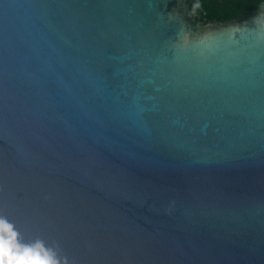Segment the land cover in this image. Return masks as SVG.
Masks as SVG:
<instances>
[{
    "label": "water",
    "instance_id": "water-1",
    "mask_svg": "<svg viewBox=\"0 0 264 264\" xmlns=\"http://www.w3.org/2000/svg\"><path fill=\"white\" fill-rule=\"evenodd\" d=\"M0 0V219L60 264H264V0Z\"/></svg>",
    "mask_w": 264,
    "mask_h": 264
},
{
    "label": "clouds",
    "instance_id": "clouds-1",
    "mask_svg": "<svg viewBox=\"0 0 264 264\" xmlns=\"http://www.w3.org/2000/svg\"><path fill=\"white\" fill-rule=\"evenodd\" d=\"M0 248H9L14 259L4 264H60L59 259L43 244H21L17 241V233L13 227L0 219Z\"/></svg>",
    "mask_w": 264,
    "mask_h": 264
},
{
    "label": "trees",
    "instance_id": "trees-1",
    "mask_svg": "<svg viewBox=\"0 0 264 264\" xmlns=\"http://www.w3.org/2000/svg\"><path fill=\"white\" fill-rule=\"evenodd\" d=\"M258 0H196L188 3L195 17L225 19L250 10ZM187 3V0H186Z\"/></svg>",
    "mask_w": 264,
    "mask_h": 264
},
{
    "label": "snow or ice",
    "instance_id": "snow-or-ice-1",
    "mask_svg": "<svg viewBox=\"0 0 264 264\" xmlns=\"http://www.w3.org/2000/svg\"><path fill=\"white\" fill-rule=\"evenodd\" d=\"M8 259H14L9 248H0V264H4V261Z\"/></svg>",
    "mask_w": 264,
    "mask_h": 264
}]
</instances>
